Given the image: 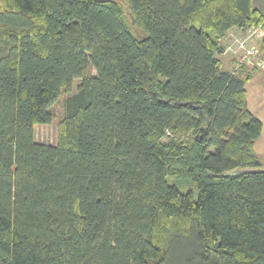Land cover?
<instances>
[{
  "label": "trees",
  "instance_id": "trees-1",
  "mask_svg": "<svg viewBox=\"0 0 264 264\" xmlns=\"http://www.w3.org/2000/svg\"><path fill=\"white\" fill-rule=\"evenodd\" d=\"M253 26V0H0V264H264V122L220 57Z\"/></svg>",
  "mask_w": 264,
  "mask_h": 264
},
{
  "label": "rangeland",
  "instance_id": "rangeland-1",
  "mask_svg": "<svg viewBox=\"0 0 264 264\" xmlns=\"http://www.w3.org/2000/svg\"><path fill=\"white\" fill-rule=\"evenodd\" d=\"M137 30V29H136ZM139 34H142L143 32L141 30H137ZM247 33L243 36H240L235 39V42H237V39L240 40V38L245 37ZM264 73V70L259 68ZM95 70H93L94 72ZM80 80L76 79L73 83L72 90L70 93H75L78 89V84ZM256 88L257 89V83L255 80L251 81L248 84V90L249 94L253 92L252 89ZM256 93L258 90L255 91ZM260 92V90H259ZM68 93H63V95L60 97V99L52 106V112H53V119L50 123L48 124H38L35 127V134H36V139L39 142L43 143H48V144H55L57 143L58 140V134H59V123L64 116V101L65 98L68 96ZM252 100V96H251ZM256 116H258L263 122H264V103L263 105L256 107L253 106V108H250ZM255 151L261 161V169H264V131L263 134L257 139L255 143Z\"/></svg>",
  "mask_w": 264,
  "mask_h": 264
},
{
  "label": "crops",
  "instance_id": "crops-1",
  "mask_svg": "<svg viewBox=\"0 0 264 264\" xmlns=\"http://www.w3.org/2000/svg\"><path fill=\"white\" fill-rule=\"evenodd\" d=\"M253 4L255 7H257L264 13V0H253ZM246 33H247V29L235 27L230 30V32L224 39L225 52L220 55L223 61L224 68L231 69L237 57L234 51L229 49V46L230 45L236 46L235 39L245 35ZM246 69L249 72L248 75L250 76L249 80L246 82L249 108H253V106L259 107L264 103V73L252 65H247ZM253 80H255L257 83V89L256 88L252 89L251 92L253 93L251 94L252 96V100H251V96L248 90V84ZM256 90H258L257 93L255 92Z\"/></svg>",
  "mask_w": 264,
  "mask_h": 264
},
{
  "label": "built area",
  "instance_id": "built-area-1",
  "mask_svg": "<svg viewBox=\"0 0 264 264\" xmlns=\"http://www.w3.org/2000/svg\"><path fill=\"white\" fill-rule=\"evenodd\" d=\"M264 30L262 26H253L247 29L245 37L237 39L235 45H230L229 49L233 50L238 56V64L246 63L257 66L264 70V57L261 55L258 41L262 38Z\"/></svg>",
  "mask_w": 264,
  "mask_h": 264
}]
</instances>
